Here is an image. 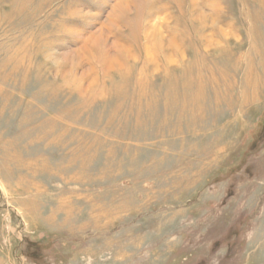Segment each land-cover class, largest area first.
Listing matches in <instances>:
<instances>
[{
  "label": "rangeland",
  "instance_id": "rangeland-1",
  "mask_svg": "<svg viewBox=\"0 0 264 264\" xmlns=\"http://www.w3.org/2000/svg\"><path fill=\"white\" fill-rule=\"evenodd\" d=\"M0 264H264V0H0Z\"/></svg>",
  "mask_w": 264,
  "mask_h": 264
}]
</instances>
